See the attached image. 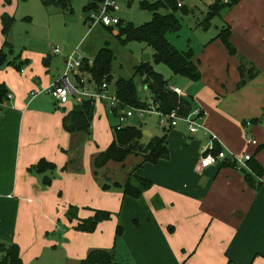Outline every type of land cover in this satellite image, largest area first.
I'll return each mask as SVG.
<instances>
[{"label":"crops","instance_id":"0c3cea01","mask_svg":"<svg viewBox=\"0 0 264 264\" xmlns=\"http://www.w3.org/2000/svg\"><path fill=\"white\" fill-rule=\"evenodd\" d=\"M11 6L0 0V47L7 39L2 16H14ZM218 18L221 28L230 26L238 52L260 73L240 87L239 60L218 36L193 51L200 79L176 75L171 85L205 112L203 127L191 133L181 122L155 135L137 126L144 143L166 135L169 148V158L156 163L128 156L137 159L129 172L140 164L136 175L153 183L143 202L124 197L119 188H102L95 155L89 159L86 148L82 153V140L77 141L81 133L64 129L69 103L44 91L63 76L69 55L59 58L51 49L38 92L35 61L32 74L22 68L15 80L9 64L0 69V83L10 95L0 104V240L17 244L24 264H80L94 249L113 250L121 264H264V176L255 189L242 168L226 166V161L200 169L202 149L212 133L227 154L252 153L264 167V0H240ZM23 54L45 53L27 48ZM42 160L56 168L34 169ZM87 206L119 210L124 233L114 237L106 221L93 232L80 231L79 223L94 215ZM70 208L78 209L72 218Z\"/></svg>","mask_w":264,"mask_h":264},{"label":"trees","instance_id":"16d2710c","mask_svg":"<svg viewBox=\"0 0 264 264\" xmlns=\"http://www.w3.org/2000/svg\"><path fill=\"white\" fill-rule=\"evenodd\" d=\"M8 3L10 0H6ZM104 0H88L85 6V12L88 20L92 11H97ZM240 0H230L227 3L223 0H215L211 5V13L206 16L204 24L207 28L210 20L230 10ZM46 6L56 5L61 9L68 8L67 0H42ZM186 5V4H185ZM178 7L176 0H160L156 3H151L145 0L142 3L143 8L153 12V19L142 25L135 26L132 23H125L123 20L115 27H105L107 31L113 33L115 29L119 31L116 35L121 43L138 40L147 43L154 50V58L158 62L166 63L174 72L175 75L184 76L190 80L196 81L201 77L198 64L195 61V54L192 50L180 51L175 48L167 39L168 32H177L181 29V21L177 16V11L182 9L184 13L190 12L186 6ZM170 9L169 13L161 14L160 8ZM15 23V17L9 14L2 16L3 34L7 38L9 32ZM226 30L221 29L217 38H219L227 50L236 55L239 60V71L241 74V81L239 86L246 85L249 81L255 78L260 70L245 56L240 54L237 48L232 43L230 26H226ZM92 28V27H91ZM6 48H11V44L6 39L5 45L0 47V69L10 64L8 60V53ZM93 63H89L87 57L84 58L82 66L83 72L90 73L92 79L100 86L104 81L110 82L113 80V72L115 67L116 55L111 48L109 42L102 47L98 53L92 58ZM136 77H140L143 84L150 91L152 97V104L156 105L162 112L171 113L177 111L179 115L186 116L194 110V103L192 97L189 95L183 96L172 89V85L167 81L162 74L154 70L149 61H142L135 66L132 76H119L115 81V90L122 105H130L136 107H147L146 101H143L138 94ZM9 90L4 83H0V104L8 98ZM76 105L63 118L64 129L71 133H85L91 134V126L95 115V102L91 100H81L75 102ZM151 105V104H150ZM115 111V110H114ZM118 111V110H117ZM116 112V111H115ZM143 130L140 127L127 125L120 130L113 128V140L106 150L94 156L95 175L99 176V170L104 169L110 162L123 163L130 155H137L143 158V161L156 163L162 159L169 158V148L167 143V136H153L148 143H144ZM221 149L217 147L216 153ZM77 162L76 160H74ZM226 166L238 168L235 162L226 161ZM139 164L137 166L140 167ZM248 168H242L245 180L249 186L260 189L263 184L262 178L264 176V167L256 160L251 158L247 161ZM56 166L46 160L39 162L34 167L36 170H52ZM129 173L128 178L123 181L111 182L109 179L103 181L101 186L104 190L119 188L122 190L124 197L132 198L138 202L144 201V193L149 190L153 183L151 180L136 175L135 171ZM76 211L78 209L74 208ZM70 208L68 215L72 218L75 215V210ZM113 213L107 210L96 209L94 215L81 221L78 229L84 232H93L98 224L110 220ZM124 233L122 224L117 225L116 236ZM0 264H24L20 249L17 244H5L0 240ZM80 264H121L117 261L113 250L109 249H94L87 257L80 261Z\"/></svg>","mask_w":264,"mask_h":264},{"label":"rangeland","instance_id":"374dc122","mask_svg":"<svg viewBox=\"0 0 264 264\" xmlns=\"http://www.w3.org/2000/svg\"><path fill=\"white\" fill-rule=\"evenodd\" d=\"M68 8L61 9L56 5L46 6L42 0H10L15 16V23L7 37L11 43V48H7L8 60L11 62L9 70L12 72L14 80L17 75L21 76L20 69H25L27 74H32L33 68L30 64L35 61L36 74L35 92H38L43 74L48 71V59L53 46H59L62 50L59 55H71L78 52L81 56H95L98 51L109 42L116 55L113 80L110 82L111 91L114 90L115 81L121 75L130 77L134 73L136 65L142 62V57L149 54L148 60L154 70L163 75L170 83H174L176 75L172 69L163 62H158L154 58L155 50L147 43L133 40L121 43L116 35L119 31L115 29L113 33L106 30L103 25H95L92 28L85 12L88 0H67ZM145 0H118V8L114 15L125 23H132L135 26H142L153 19V12L143 8ZM151 3L160 0H148ZM230 0H223L227 3ZM6 2V0H4ZM185 6L190 12L187 14L179 9L177 16L181 21V29L177 32H168V41L180 51H195L205 42L214 39L221 31V21L217 17L210 20L209 26L202 29L207 21L206 16L211 13V5L215 0H185ZM8 3V2H7ZM170 9L160 8L161 14L169 13ZM207 12L204 16V13ZM200 24V25H199ZM226 26L223 29L226 30ZM26 48V49H25ZM27 48L43 50L45 54L36 56H25L23 53ZM137 91L143 101L152 104L150 91L143 84L140 77H136ZM181 85V84H179ZM40 86V87H39ZM40 91V90H39ZM71 101V102H70ZM66 109H72L76 105L71 99ZM106 101H96L95 117L92 122V134L86 136L78 134L77 137L83 142L82 153L90 159L96 153L102 152L112 141L113 128L119 122L118 114L108 105ZM64 111V108H62ZM131 123V124H130ZM128 125H135L149 129L155 135H160L163 131L160 126V116L155 113H147L144 117H134L128 120ZM74 143V142H73ZM84 145H86L84 147ZM84 150V151H83ZM136 157H130L124 164L110 163L104 169L99 170V176L103 181L109 179L111 182H122V176L131 171L132 165H136ZM92 206H87L89 212L95 211ZM93 209V210H92ZM113 213L112 218L106 221V226L112 229L113 236H116L117 225L122 224L119 215L120 211L101 208ZM86 211V212H88ZM124 226V225H123ZM117 237V236H116Z\"/></svg>","mask_w":264,"mask_h":264},{"label":"built area","instance_id":"2783aa9c","mask_svg":"<svg viewBox=\"0 0 264 264\" xmlns=\"http://www.w3.org/2000/svg\"><path fill=\"white\" fill-rule=\"evenodd\" d=\"M178 7L185 5V0H176ZM118 8V0H104L97 11L90 13L89 19L92 27L95 25H103L105 27L117 26L121 19L114 15V11ZM52 52L56 55L61 54L62 50L59 46H53ZM84 58L77 51L67 57L66 70L63 76L60 77L51 86L44 91L51 94L53 98L61 103L67 104L71 99L75 101L91 100L106 101L108 105L118 114L119 122L115 129L120 130L127 126L128 120L134 117L142 118L147 113H155L160 116V126L164 129H169L177 126L179 123L184 122L191 133L198 132L203 127V120L205 112L200 108L194 110L186 116L179 115L177 111L171 113L162 112L156 105L151 104L147 107H136L130 105H122V102L117 96L116 90L111 91L110 84L104 81L100 86L92 79L90 73L83 72L82 66ZM89 63L92 64V58H88ZM172 89L180 95L186 94L177 87ZM43 91V92H44ZM10 97V95H8ZM118 110V111H117ZM247 123V125H249ZM218 136L211 134L208 146L202 149V156L200 160V169H205L209 166L221 163L223 161L235 162L238 168H248L247 161L253 158L252 153H244L236 155L233 153L227 154L224 150L216 153V141ZM248 140L251 144L257 145L258 141L255 138Z\"/></svg>","mask_w":264,"mask_h":264},{"label":"water","instance_id":"95a60500","mask_svg":"<svg viewBox=\"0 0 264 264\" xmlns=\"http://www.w3.org/2000/svg\"><path fill=\"white\" fill-rule=\"evenodd\" d=\"M150 55L149 54H145V55H143V57H142V61L144 62V61H148L149 59H150ZM145 134H148V133H146L145 132Z\"/></svg>","mask_w":264,"mask_h":264}]
</instances>
